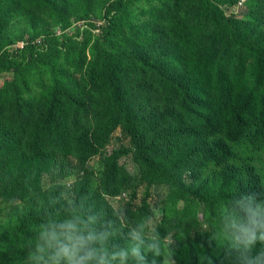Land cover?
I'll return each instance as SVG.
<instances>
[{
  "label": "trees",
  "instance_id": "trees-1",
  "mask_svg": "<svg viewBox=\"0 0 264 264\" xmlns=\"http://www.w3.org/2000/svg\"><path fill=\"white\" fill-rule=\"evenodd\" d=\"M240 1L0 0V264L73 201L109 252L142 224L176 264H239L213 234L264 200V0Z\"/></svg>",
  "mask_w": 264,
  "mask_h": 264
},
{
  "label": "clouds",
  "instance_id": "clouds-1",
  "mask_svg": "<svg viewBox=\"0 0 264 264\" xmlns=\"http://www.w3.org/2000/svg\"><path fill=\"white\" fill-rule=\"evenodd\" d=\"M41 40L37 38L34 43ZM19 42L25 47L28 38L17 41L8 49H22L17 47ZM242 200L233 210L229 223L221 233L213 234V239L228 242V255L235 251L239 264H264V250L256 256L251 255L257 243L264 244V200H257L256 194L252 193ZM97 223L96 215L86 213L74 201L66 205L62 215L45 214L36 228L34 239L27 246L26 264H127L129 260L134 264H176L170 247L162 252L159 234L155 230L150 234L138 224L129 231L130 245L109 252L105 245L113 232L107 224L98 228ZM149 252L152 253L151 261L147 257Z\"/></svg>",
  "mask_w": 264,
  "mask_h": 264
},
{
  "label": "rangeland",
  "instance_id": "rangeland-1",
  "mask_svg": "<svg viewBox=\"0 0 264 264\" xmlns=\"http://www.w3.org/2000/svg\"><path fill=\"white\" fill-rule=\"evenodd\" d=\"M241 2H242V4L240 5V6H238V5H235V7H233V8H230V9H226V8H224V11H225V13L226 14H230V13H235V14H237V16H242L244 13V11H245V4H244V0H241ZM92 15V20L95 22V23H97L98 25H101L102 24V22L100 21V19H99V17H98V10L96 9V11L93 13V14H91ZM75 24H76V27H79V26H82L81 25V22L80 21H75ZM57 32H60V30H58ZM2 81L0 80V83H1ZM128 168L129 169H133V166H128Z\"/></svg>",
  "mask_w": 264,
  "mask_h": 264
},
{
  "label": "built area",
  "instance_id": "built-area-1",
  "mask_svg": "<svg viewBox=\"0 0 264 264\" xmlns=\"http://www.w3.org/2000/svg\"><path fill=\"white\" fill-rule=\"evenodd\" d=\"M242 4V2H240L239 3V6ZM60 32H58V34H59ZM23 42H19L18 44H17V47H19V48H21V47H23Z\"/></svg>",
  "mask_w": 264,
  "mask_h": 264
}]
</instances>
